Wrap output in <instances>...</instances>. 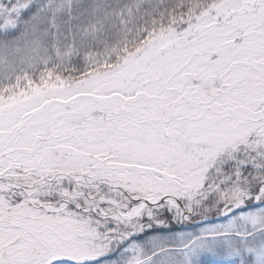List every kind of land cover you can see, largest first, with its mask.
Instances as JSON below:
<instances>
[{
	"label": "snow or ice",
	"instance_id": "1",
	"mask_svg": "<svg viewBox=\"0 0 264 264\" xmlns=\"http://www.w3.org/2000/svg\"><path fill=\"white\" fill-rule=\"evenodd\" d=\"M264 264V0H0V264Z\"/></svg>",
	"mask_w": 264,
	"mask_h": 264
},
{
	"label": "rangeland",
	"instance_id": "2",
	"mask_svg": "<svg viewBox=\"0 0 264 264\" xmlns=\"http://www.w3.org/2000/svg\"><path fill=\"white\" fill-rule=\"evenodd\" d=\"M201 259H202V262H203V261H205V260H211V261H212V260H214V259H216V258L211 257V256H206V257H202Z\"/></svg>",
	"mask_w": 264,
	"mask_h": 264
},
{
	"label": "trees",
	"instance_id": "3",
	"mask_svg": "<svg viewBox=\"0 0 264 264\" xmlns=\"http://www.w3.org/2000/svg\"><path fill=\"white\" fill-rule=\"evenodd\" d=\"M203 264H211V260H205L203 261Z\"/></svg>",
	"mask_w": 264,
	"mask_h": 264
}]
</instances>
